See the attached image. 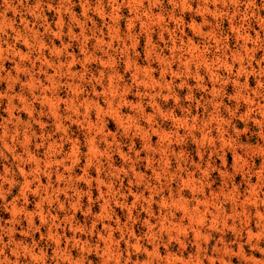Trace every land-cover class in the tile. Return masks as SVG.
Returning a JSON list of instances; mask_svg holds the SVG:
<instances>
[{"label": "rangeland", "instance_id": "obj_1", "mask_svg": "<svg viewBox=\"0 0 264 264\" xmlns=\"http://www.w3.org/2000/svg\"><path fill=\"white\" fill-rule=\"evenodd\" d=\"M0 264H264V0H0Z\"/></svg>", "mask_w": 264, "mask_h": 264}, {"label": "clouds", "instance_id": "obj_2", "mask_svg": "<svg viewBox=\"0 0 264 264\" xmlns=\"http://www.w3.org/2000/svg\"><path fill=\"white\" fill-rule=\"evenodd\" d=\"M257 255L259 256V253H257Z\"/></svg>", "mask_w": 264, "mask_h": 264}]
</instances>
